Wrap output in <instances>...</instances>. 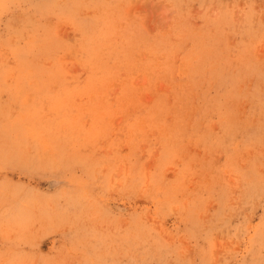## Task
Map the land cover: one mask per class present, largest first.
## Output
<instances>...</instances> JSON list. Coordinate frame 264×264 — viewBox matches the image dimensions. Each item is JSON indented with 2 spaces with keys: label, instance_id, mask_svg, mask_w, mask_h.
I'll list each match as a JSON object with an SVG mask.
<instances>
[{
  "label": "rangeland",
  "instance_id": "obj_1",
  "mask_svg": "<svg viewBox=\"0 0 264 264\" xmlns=\"http://www.w3.org/2000/svg\"><path fill=\"white\" fill-rule=\"evenodd\" d=\"M0 264H264V0H0Z\"/></svg>",
  "mask_w": 264,
  "mask_h": 264
}]
</instances>
